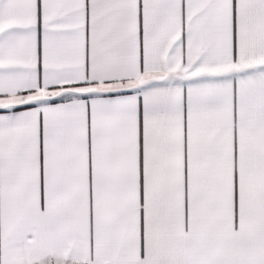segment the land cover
Wrapping results in <instances>:
<instances>
[{
	"label": "snow or ice",
	"instance_id": "snow-or-ice-1",
	"mask_svg": "<svg viewBox=\"0 0 264 264\" xmlns=\"http://www.w3.org/2000/svg\"><path fill=\"white\" fill-rule=\"evenodd\" d=\"M0 264H264V0H0Z\"/></svg>",
	"mask_w": 264,
	"mask_h": 264
}]
</instances>
